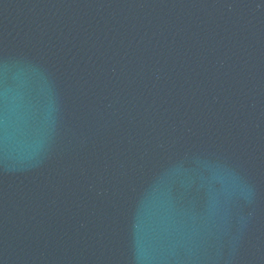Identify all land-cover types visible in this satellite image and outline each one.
Masks as SVG:
<instances>
[{"label": "water", "instance_id": "95a60500", "mask_svg": "<svg viewBox=\"0 0 264 264\" xmlns=\"http://www.w3.org/2000/svg\"><path fill=\"white\" fill-rule=\"evenodd\" d=\"M0 264H264V0H0Z\"/></svg>", "mask_w": 264, "mask_h": 264}]
</instances>
